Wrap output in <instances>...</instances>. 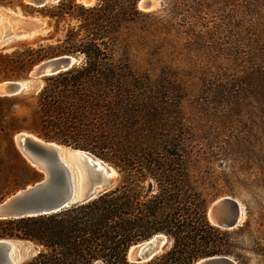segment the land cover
<instances>
[{
	"label": "trees",
	"instance_id": "obj_1",
	"mask_svg": "<svg viewBox=\"0 0 264 264\" xmlns=\"http://www.w3.org/2000/svg\"><path fill=\"white\" fill-rule=\"evenodd\" d=\"M137 1L45 5L41 13L53 20L54 33L62 30L61 37L3 57L4 78H22L34 64L55 55L79 57L71 68L43 77L38 90L0 96V118L7 117L0 119V131L11 136L28 131L88 150L111 165L118 178L112 188L57 211L0 219V238L38 247L21 264H192L213 255L238 259L230 234L243 226L229 231L208 221L206 209L217 194L201 191L190 170L184 130L169 127L167 117L178 114L174 101L181 96L129 66L122 33L145 14ZM11 3L0 0V5ZM30 172L31 181L41 178L33 167ZM155 233H163L171 245L147 261H129V246Z\"/></svg>",
	"mask_w": 264,
	"mask_h": 264
},
{
	"label": "rangeland",
	"instance_id": "obj_2",
	"mask_svg": "<svg viewBox=\"0 0 264 264\" xmlns=\"http://www.w3.org/2000/svg\"><path fill=\"white\" fill-rule=\"evenodd\" d=\"M140 1L137 8L145 14L122 33L129 66L181 96L174 101L178 114L167 120L170 128L184 130L195 181L205 195L217 194L211 201L231 195L244 207L242 231L230 234L238 259L231 258L239 264H264V0H154L151 8H143ZM20 2L25 3L0 5V81L27 76L4 78L5 54L52 43L63 33H54L53 20L41 13L43 6L23 9ZM15 13L43 24L33 26L29 35L4 36ZM16 133L0 131V201L33 183L30 167L36 168L16 147ZM114 177L116 184L117 173ZM170 245L168 240L165 249ZM37 250L33 244L20 264Z\"/></svg>",
	"mask_w": 264,
	"mask_h": 264
},
{
	"label": "water",
	"instance_id": "obj_3",
	"mask_svg": "<svg viewBox=\"0 0 264 264\" xmlns=\"http://www.w3.org/2000/svg\"><path fill=\"white\" fill-rule=\"evenodd\" d=\"M58 1L24 0L26 4L36 7ZM140 4L143 8L152 6L151 0H141ZM42 24L43 21L38 19L33 25L36 29ZM79 61V57L74 54H59L43 59L30 68L25 78L0 81V96L16 95L30 89L38 90L43 77L67 70ZM14 141L23 158L43 176L2 199L0 219L54 212L88 200L115 185V169L88 150L45 140L28 131L17 132ZM68 154L73 159L70 163ZM241 207L244 209L236 198L224 195L208 204L206 216L218 228L233 229L241 225ZM167 242L163 233H155L130 245L126 253L127 259L136 263L147 261L162 253ZM32 245L28 240L0 238V264H20L21 258ZM192 264L239 263L230 256L213 255L199 258Z\"/></svg>",
	"mask_w": 264,
	"mask_h": 264
},
{
	"label": "bare ground",
	"instance_id": "obj_4",
	"mask_svg": "<svg viewBox=\"0 0 264 264\" xmlns=\"http://www.w3.org/2000/svg\"><path fill=\"white\" fill-rule=\"evenodd\" d=\"M80 1L81 3L85 4V5H89V4H92L93 3V0H88V2H84V1H81V0H78ZM152 2V5L154 4V0H151ZM151 8V7H150ZM16 14V18H15V22L12 21V28H11V31L10 33H7L5 34L4 36H17V37H20V36H25V35H29L32 30H33V24L36 22L34 20L37 19L38 21V18L34 17L32 19H26V17L24 15H21V16H18L17 13ZM70 155L68 154L67 155V159L70 162H72V160L69 158ZM97 166H100L99 164H97ZM115 173V171H113ZM244 219V209L241 207V215H240V222Z\"/></svg>",
	"mask_w": 264,
	"mask_h": 264
}]
</instances>
